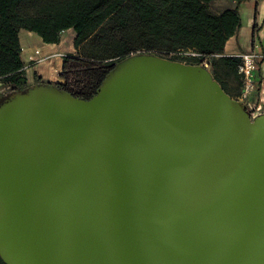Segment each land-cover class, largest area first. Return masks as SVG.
<instances>
[{"label":"water","instance_id":"water-1","mask_svg":"<svg viewBox=\"0 0 264 264\" xmlns=\"http://www.w3.org/2000/svg\"><path fill=\"white\" fill-rule=\"evenodd\" d=\"M103 83L0 106L2 262L264 264V115L155 56Z\"/></svg>","mask_w":264,"mask_h":264},{"label":"trees","instance_id":"trees-1","mask_svg":"<svg viewBox=\"0 0 264 264\" xmlns=\"http://www.w3.org/2000/svg\"><path fill=\"white\" fill-rule=\"evenodd\" d=\"M237 3L246 0H231ZM212 0H0V82L23 93L27 80L20 57L18 32L39 36L45 44H57L60 34L71 29L75 55L63 58L60 78L83 70L76 90L69 85L51 86L72 98L90 101L115 65L137 53L176 59L183 53L188 65L211 61L214 77L238 80L239 57L222 56L226 41L240 24L236 9L212 14ZM264 56L256 62L258 76ZM82 66V67H81ZM261 79L257 82L259 90ZM242 85V82H241ZM222 86L223 91L225 88ZM228 96L229 94L225 92ZM7 98H0V106ZM0 264H4L0 259Z\"/></svg>","mask_w":264,"mask_h":264},{"label":"crops","instance_id":"crops-1","mask_svg":"<svg viewBox=\"0 0 264 264\" xmlns=\"http://www.w3.org/2000/svg\"><path fill=\"white\" fill-rule=\"evenodd\" d=\"M233 9L238 12L240 24L235 34L226 41L222 56L240 57L243 54L254 53L259 58L263 57L264 0H246L241 3L231 0H212L209 4L210 12L216 15ZM74 37V32L69 29L60 34L57 44H45L33 32L25 30L18 32L20 57L27 80V90L32 89L37 92L42 88L50 87L52 83L61 84L60 69L63 65V58L76 54L73 46ZM35 51L38 55H35ZM261 67L260 87L256 96L254 98L251 96L249 99V107H254L257 101L261 103V107L264 106V61ZM255 98L256 101L253 103Z\"/></svg>","mask_w":264,"mask_h":264},{"label":"rangeland","instance_id":"rangeland-1","mask_svg":"<svg viewBox=\"0 0 264 264\" xmlns=\"http://www.w3.org/2000/svg\"><path fill=\"white\" fill-rule=\"evenodd\" d=\"M146 56H155V57H158V58H161V59H165V60H168V61H171V62H178V63H181V64L188 65V63L185 62V59L187 57H190L191 54L190 53H183V54L179 55L178 58H176V59L162 58V57H160L158 55L148 54V53H137V54L131 55V56L127 57V58H124L123 60H120L115 65V69L113 71H111L110 74L107 76L106 80L103 83L102 88L103 87L104 88L110 87L113 84H116L121 79V77L124 74V72L132 64H134L137 61L138 58L146 57ZM203 64H205L206 67L203 66ZM199 66H203L206 69V71L208 72V74L210 75L211 80L213 82H215L222 89L223 85L220 82H218L216 80V78L214 77L211 61H206V62L200 64ZM259 70H260V73H261V70H262L261 66H260ZM61 71H62V68L60 69V73H61ZM83 73H84L83 70H75V69L70 70V71L67 72L68 81L66 82V81L61 79L62 80L61 84L62 85H66L67 84L73 90H76V86L75 85L78 84L77 82H79V81H81L83 79ZM218 76L220 78V81L223 82V84H225V87L223 86L225 88V92H227L232 99L237 100V101L241 102L242 105H246L247 106V104L245 102H242L240 100V93H241V89H242V85H241L240 79L236 80L233 77H226V76L223 75V73L220 70H218ZM258 77L261 79L260 75ZM30 80H31V77H30ZM257 92L252 95L253 98L256 96ZM20 94H22V93L16 92V91H12L10 86H7L4 83L0 82V98L5 97V98H7V100H11V99H13L14 97H16L17 95H20ZM255 101H256V98L254 99L253 103ZM72 103H76V100L74 102H72ZM258 106H259V109H257ZM246 110H247V113H248V115H249L251 120H254V119L264 115V106L261 107V103L259 101H257L256 105L254 107H252V108H249L247 106Z\"/></svg>","mask_w":264,"mask_h":264},{"label":"built area","instance_id":"built-area-1","mask_svg":"<svg viewBox=\"0 0 264 264\" xmlns=\"http://www.w3.org/2000/svg\"><path fill=\"white\" fill-rule=\"evenodd\" d=\"M35 55H38L37 51H35ZM191 56H194V54H191ZM239 58L241 59V63L238 67V74L240 75L242 82L240 100L245 102L248 106L250 97L257 92V82L259 79L257 75L256 62L259 57L255 56L254 53H247L241 55ZM203 66L206 67L205 64H203ZM257 109H259V106Z\"/></svg>","mask_w":264,"mask_h":264},{"label":"flooded vegetation","instance_id":"flooded-vegetation-1","mask_svg":"<svg viewBox=\"0 0 264 264\" xmlns=\"http://www.w3.org/2000/svg\"><path fill=\"white\" fill-rule=\"evenodd\" d=\"M95 97H96V96H95ZM93 98H94V97H93ZM93 98H92V99H93ZM92 99H91V100H92ZM91 100H90V101H91ZM90 101H88V102H90Z\"/></svg>","mask_w":264,"mask_h":264}]
</instances>
